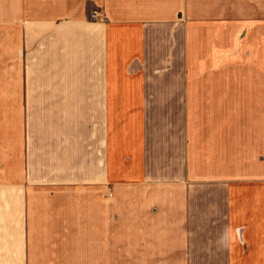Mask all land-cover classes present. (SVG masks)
<instances>
[{"label":"crops","instance_id":"crops-1","mask_svg":"<svg viewBox=\"0 0 264 264\" xmlns=\"http://www.w3.org/2000/svg\"><path fill=\"white\" fill-rule=\"evenodd\" d=\"M0 53V264H264V0H0Z\"/></svg>","mask_w":264,"mask_h":264},{"label":"rangeland","instance_id":"rangeland-1","mask_svg":"<svg viewBox=\"0 0 264 264\" xmlns=\"http://www.w3.org/2000/svg\"><path fill=\"white\" fill-rule=\"evenodd\" d=\"M94 13L102 15L105 18V16L103 14H100L99 12L94 11V12L89 13V18L91 20H94L91 18L92 14H94ZM1 56H2V53H0V76H1V73L3 71ZM0 92H1V90H0ZM55 186H57V185H55ZM49 187L50 186H48L45 182H42V188H49ZM108 197H109V195H107V198ZM131 235L133 237V233ZM207 252H210V251H207ZM207 252H204V253H207ZM207 256H209V255L203 254L201 257H197V259L186 260L185 263L186 264H220L214 260L207 259L206 258ZM120 264H133V245H131L129 247V252L123 253V261H121Z\"/></svg>","mask_w":264,"mask_h":264},{"label":"built area","instance_id":"built-area-1","mask_svg":"<svg viewBox=\"0 0 264 264\" xmlns=\"http://www.w3.org/2000/svg\"><path fill=\"white\" fill-rule=\"evenodd\" d=\"M91 18L94 19V20H96V19H104V17L102 15H99L97 13L92 14Z\"/></svg>","mask_w":264,"mask_h":264}]
</instances>
